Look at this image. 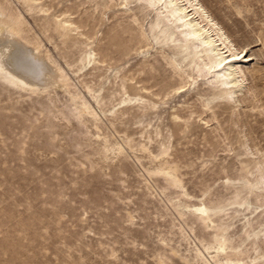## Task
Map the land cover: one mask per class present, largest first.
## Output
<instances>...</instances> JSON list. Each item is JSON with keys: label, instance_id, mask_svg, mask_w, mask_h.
Wrapping results in <instances>:
<instances>
[{"label": "rangeland", "instance_id": "rangeland-1", "mask_svg": "<svg viewBox=\"0 0 264 264\" xmlns=\"http://www.w3.org/2000/svg\"><path fill=\"white\" fill-rule=\"evenodd\" d=\"M2 1L10 2L13 10L22 13L27 33L41 41L42 50H48L61 65L70 78L71 91L97 110L100 129L91 125V118L82 124L71 115L69 96L59 88L28 93L0 80V264H215L210 258L214 249H202L196 224L194 232L184 226V238L181 236V219L176 218L165 198V194L176 196L175 189H166L162 194L159 188H149L154 182L161 186L162 178L144 180L141 165L148 161L143 157L140 164L134 156L145 153L140 152L138 145L134 146L137 150H130L123 142V132L116 129L127 128L134 144L146 142L150 148L156 149L159 141L166 140L171 155H183L192 164L181 168L188 172L183 182L193 196L190 200L213 198V193L228 197L221 178L204 195L199 182L217 178L214 171L219 166L239 171L240 159L245 158L235 156L243 149L241 142L264 153V0H198L228 37L232 49L237 53L243 50L252 58L242 65L246 80L237 94L240 101H214L207 107L197 96L204 87L200 81L187 84L176 94H156L163 80L180 82V77L167 63L172 50L158 44L149 31L152 12L141 11L139 1L54 2L46 15L48 19L54 8L83 1L70 17L80 20L92 14L91 20L96 24L92 34L86 33L89 39L76 35L80 42L68 57L76 59L88 43L97 59L104 61L99 63V69L86 67L77 73L73 72L76 63L69 67L54 48L61 47L57 36L48 41L39 28L40 22L33 20L23 4L17 0ZM133 14L137 21L132 20ZM139 24L145 41H137L123 57L120 37H115L114 32L121 27L131 28L121 33L126 40L128 34L138 31ZM104 46L110 47L112 58L102 57L100 49ZM141 67L143 71H139ZM131 76L132 80L124 79ZM141 77L146 81L135 83ZM85 82L97 91L99 98L103 96L100 106L87 93ZM121 84L123 88L144 85L146 90L140 94L155 102V107L140 109L131 102L130 107L140 115L136 119L128 114L116 118L102 116L100 108L108 110L115 105L117 109L122 105L118 103L126 95L121 93ZM128 93L138 98L134 92ZM213 111L221 113L219 121L211 119ZM173 113L180 118L172 120ZM184 121L188 128L184 138H180L182 132L173 131L176 123L183 125ZM96 132L101 137L96 138ZM104 135L106 144L124 146L119 156H115V150L104 152ZM204 138L212 145L206 144ZM121 164L126 167L124 174L115 169ZM173 199L187 201L184 197ZM240 213L226 217L233 221L229 230L235 233L233 239L244 235L243 220H238ZM256 240V251L264 253V236L261 234ZM196 249L202 255H196ZM240 249L249 250V256L254 254L247 242ZM263 262L261 259L258 264Z\"/></svg>", "mask_w": 264, "mask_h": 264}, {"label": "bare ground", "instance_id": "bare-ground-1", "mask_svg": "<svg viewBox=\"0 0 264 264\" xmlns=\"http://www.w3.org/2000/svg\"><path fill=\"white\" fill-rule=\"evenodd\" d=\"M17 1L24 5L34 21L40 22L39 28L48 41H51L54 36L59 38L61 47L54 45V48L58 49L61 58L69 67L76 63L77 66L73 72L77 73L86 67L91 68V70L99 69V63L104 60L97 59V53L88 47V43H85L84 49H80L76 59L68 57L73 48H77V44L80 42L76 35H85V39H89L88 35L92 34L96 25L93 22L94 19L91 20L92 14H88L86 18L80 20L70 17L79 6L83 5V1L63 5L58 9L54 8L49 19L46 15L49 9L54 7L56 0ZM59 1L57 0V3ZM135 1L140 2L141 11L152 12L149 31L158 44L165 45L172 50V56L168 57L167 63L175 69L180 77V82L163 80L164 84L157 89V95L162 97L171 92L176 94L181 92L187 84L200 81L204 87L201 92L197 93V96L201 100L202 106L207 107L214 101L225 103L240 101L237 99V94L241 91L246 80L242 65H246L252 60L251 55L243 54V50L237 53L232 49L228 37L198 0ZM120 2L124 3L128 0H120ZM9 3L0 0V80L28 93L48 92L49 89L59 88L69 96V102L72 104V108H69L70 114L82 124L91 118V125L95 129H100L97 125L100 114L93 105L79 96L78 93L71 91L70 78L67 73L52 58L48 50H42L41 41L39 42L37 38L27 33L25 17L22 13L13 10ZM105 5L104 2L103 6ZM132 17L133 21H137L135 14ZM86 27L87 29H84ZM79 28L84 30L79 31ZM129 31L131 28L121 27L114 32L116 33L115 37H120L119 43L122 45L120 47L123 50L121 54L123 57L129 54L137 41H145V32L140 24L138 31L127 35L128 39L122 38L121 33ZM110 51L109 46L100 49V53L103 52L102 57H110ZM143 70V67L139 69V71ZM124 79L132 80L133 77ZM140 81L145 82V77L139 78L135 83ZM120 86L122 87V95H126V98L121 99L118 103L122 105L117 109H115V105H112L108 110L100 108L102 116L116 118L128 114L130 118L136 119L140 115L134 111L133 107H130L131 102L139 106L140 109H145L147 106L155 107V102L144 99V95L140 94L146 90L144 85H129L127 88H123V84ZM84 88L91 99L100 106L103 96L99 98L97 91L87 85L86 82ZM250 89L247 88L248 91ZM128 91L134 92L138 98L130 97ZM216 107L214 106V108ZM59 113L63 118H66L62 112ZM211 116V119L219 121L221 113L213 111ZM177 118H180L179 114L173 113L172 120ZM208 121L203 122L206 124ZM233 123L236 122L233 121ZM175 127L173 132L181 131L180 138H184L188 128L186 121L183 122V125L176 123ZM220 129L223 128L220 127ZM116 131L123 132L125 137L123 142L130 150H137L134 146L138 145L140 152L145 153L144 156H134L139 163L143 157H146L148 161L147 165H141V170L145 173V175L144 173L141 174L144 180L148 181L157 176L162 178L163 184L161 186L154 182L150 184L149 188L154 190L159 188L162 194L166 189H175L174 194L176 196L165 194V198L176 212V218L181 219L178 230H180L182 237L185 227L194 232L193 225L196 224L199 230L197 233L198 241L202 249L204 251L214 249V255L210 258L215 264H258L261 259L264 261V253L256 251L255 248L257 237L261 234L264 236V215L261 216V213L264 212V153L258 150L253 151L246 142H241L240 145L243 149L237 151L235 155L238 157L245 156V158L240 159L239 171L230 170L232 168L230 166L229 169H226V166H219L218 170L214 171V174L218 175L217 178L199 182L204 195L210 193L213 183L221 178L223 180L222 186L225 187L229 196L225 197L213 193L215 195L213 198L197 197L190 200L193 196L186 190L183 182V176L188 172H183L181 168L187 169L192 164H189L183 155L178 152L171 155L168 152L169 145L166 140L159 141L155 149L154 147L150 148L146 142L134 144L127 128L116 129ZM158 134L159 131L156 130L155 135ZM95 136L96 138L101 137L98 132ZM147 139L148 142L153 140L149 135ZM102 140L104 152L115 150V156H119L125 149L122 144H117L116 147L110 143L106 144L108 142L106 135L102 136ZM204 140L206 144L212 145L206 138ZM228 141L230 143V139ZM125 168L122 164L115 167L118 174H124ZM221 173L222 175H220ZM174 197H184L188 202H179V199L176 201L173 199ZM229 210L231 212H228ZM238 212H241V218L238 220H243L241 231L244 235L233 239L235 233L229 231L233 221L227 220L226 217ZM162 242L165 243L164 240ZM245 242L254 250V254L251 256H249V250L242 251L240 249ZM195 252L198 256L202 255L200 249H196ZM220 255L223 258H220ZM243 257H248L250 260L245 261ZM205 263L209 264L208 261Z\"/></svg>", "mask_w": 264, "mask_h": 264}]
</instances>
